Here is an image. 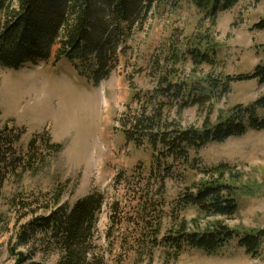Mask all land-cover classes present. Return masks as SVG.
<instances>
[{
  "label": "rangeland",
  "instance_id": "374dc122",
  "mask_svg": "<svg viewBox=\"0 0 264 264\" xmlns=\"http://www.w3.org/2000/svg\"><path fill=\"white\" fill-rule=\"evenodd\" d=\"M261 21L264 0H238L218 13L216 25L191 0H172L153 9L146 24L134 30L119 66L98 86L80 77L71 62L54 57L19 70L0 67V129L24 132L16 145L18 155L27 158L37 134L64 144L54 155L39 140V155L8 176L0 189V264H14L20 252L36 263L58 264L60 250L47 236L37 234L19 244L25 224L47 215L60 193L58 205L70 209L94 191L104 195L93 238L104 264H264V245L253 256L235 241L217 254L194 248L174 255L163 237L176 223L178 198L204 174L192 165L177 166L174 177L166 178L148 146L127 144L118 121L133 92L153 89L169 69H175L176 81H191L193 91L208 87L207 76L228 82V76L252 73L264 62V28L256 27ZM200 35L207 36L212 64H196L187 54L190 41ZM263 95L264 84L257 79L236 80L204 106L181 113L175 106L167 114L184 127L201 128L210 107L215 123L219 114ZM191 154L202 166L229 163L239 171V209L219 218L242 230L264 228V129L208 143ZM178 213L181 220L200 217L202 225L215 219L196 208Z\"/></svg>",
  "mask_w": 264,
  "mask_h": 264
},
{
  "label": "trees",
  "instance_id": "16d2710c",
  "mask_svg": "<svg viewBox=\"0 0 264 264\" xmlns=\"http://www.w3.org/2000/svg\"><path fill=\"white\" fill-rule=\"evenodd\" d=\"M169 1L172 0H0V67L19 70L54 57L57 62H71L80 77L98 86L119 66L121 54L134 30L146 24L153 9ZM237 1L191 0L199 12L212 19L213 25H216L218 13ZM256 27L263 29L264 21ZM206 38L200 35L198 41H190L191 46L187 48V54L196 64L213 63ZM173 56L177 58L176 54ZM158 69L164 74L161 66ZM249 79L264 84V62L252 73L228 76V82L207 76L204 81L208 87L195 91L191 81H176L175 69H169L153 89L147 92L135 90L131 103L118 119L127 144L136 148L148 146L158 168L165 170L166 178L174 177L177 166L192 165L204 174L178 198L176 223L163 237L176 256L194 248L209 255L217 254L232 241L253 256L261 253L264 228L242 230L219 218L231 217L239 209L242 190L237 185L239 171L229 163L202 166L191 153L208 143H222L249 130H263L264 95L248 105L233 106L226 114H219L215 123L210 117L213 110L210 107L201 128L184 127L181 121L171 120L167 114L175 106H178V113L193 105L204 106L214 98L215 92L220 95L228 92L232 81ZM23 133L8 126L0 129V189L8 176L39 155V140H43L54 155L64 149L63 143L52 142L51 137L47 138L43 133L30 141L27 158L20 156L16 145ZM61 196L62 193L56 197L55 207H48L47 215L25 224L26 230L21 234L19 244L25 245L32 236L42 234L60 250L58 264H104L93 247L104 195L91 192L78 199L70 209L58 205ZM191 208L215 219L202 225L200 217L178 218V211ZM159 230L160 227L158 233ZM14 264L41 263L31 261L20 252Z\"/></svg>",
  "mask_w": 264,
  "mask_h": 264
}]
</instances>
